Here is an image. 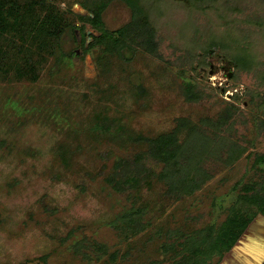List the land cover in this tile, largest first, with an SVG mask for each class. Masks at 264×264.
<instances>
[{
    "label": "rangeland",
    "instance_id": "obj_1",
    "mask_svg": "<svg viewBox=\"0 0 264 264\" xmlns=\"http://www.w3.org/2000/svg\"><path fill=\"white\" fill-rule=\"evenodd\" d=\"M50 1L80 16L61 57L35 84L0 77V264H108L112 254L173 264L177 247L223 226L232 208L253 220L220 264H264V209L243 201L246 186L264 194V0H110L102 27L80 0ZM137 17L155 29V53L118 36ZM248 61L253 70H237ZM187 82L199 99L184 94ZM100 116L132 137L180 118L193 127L176 163L146 159L148 180L116 192L105 178L144 147L70 137Z\"/></svg>",
    "mask_w": 264,
    "mask_h": 264
},
{
    "label": "trees",
    "instance_id": "obj_2",
    "mask_svg": "<svg viewBox=\"0 0 264 264\" xmlns=\"http://www.w3.org/2000/svg\"><path fill=\"white\" fill-rule=\"evenodd\" d=\"M80 1L93 14L91 22L96 27H102L101 14L110 0ZM47 2L48 0H0V77L2 82L35 84L45 65H48L51 59L58 60L61 57V38L68 27H74L75 20L80 19V16L71 10L64 14L53 1L48 4ZM118 36L128 43L127 46L130 49L141 48L151 54L156 52V31L142 17L135 18L119 31ZM104 37L107 42L108 37ZM121 51L122 49L112 50V47L107 45L105 52L115 59L114 56L118 57ZM234 60L237 63V61H243V58L235 57ZM251 65L253 63L248 61L247 66H236V68L237 70H253L254 66ZM183 92L192 101L201 97L200 92L190 82L183 85ZM110 123L100 116V123L92 125L90 129H76V131L70 129L69 134L71 138L78 140L83 134L88 136L93 134L96 140L110 139L115 140L116 143L144 147V150L132 159L121 157L113 171L105 178V183L116 192H123L126 188L140 187L142 182L148 180L150 170L143 164L146 159L156 160L165 167L176 163L181 151L179 135L184 129L189 130L193 127L187 118H180L177 120L176 127L169 132L154 137L143 135L132 137L125 131V127H121L116 134H112L109 132ZM102 127L105 130L100 129ZM98 131L102 132L100 137H97ZM193 132L190 133L193 134ZM60 156L63 161H69L66 154L60 153ZM257 162L259 164L264 162V155H260ZM65 164L69 165V163ZM260 192L254 185L246 186L243 201L247 204H257L264 209V194ZM245 214L239 209L232 208L223 226H210L197 233L198 236H191L188 245L183 243L177 247L178 257H173V264H220L225 254L238 243L247 224L253 220V217L246 220ZM111 256L112 262H107L108 264H120L118 259L114 258L115 255ZM215 256L218 257L216 262L213 261Z\"/></svg>",
    "mask_w": 264,
    "mask_h": 264
},
{
    "label": "clouds",
    "instance_id": "obj_3",
    "mask_svg": "<svg viewBox=\"0 0 264 264\" xmlns=\"http://www.w3.org/2000/svg\"><path fill=\"white\" fill-rule=\"evenodd\" d=\"M216 79V77H213V80H215Z\"/></svg>",
    "mask_w": 264,
    "mask_h": 264
}]
</instances>
